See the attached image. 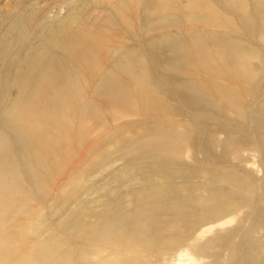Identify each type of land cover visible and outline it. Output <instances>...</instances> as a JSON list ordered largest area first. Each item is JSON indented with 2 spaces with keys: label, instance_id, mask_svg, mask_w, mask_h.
<instances>
[{
  "label": "bare ground",
  "instance_id": "6f19581e",
  "mask_svg": "<svg viewBox=\"0 0 264 264\" xmlns=\"http://www.w3.org/2000/svg\"><path fill=\"white\" fill-rule=\"evenodd\" d=\"M103 1L114 13L126 12L125 9L133 4L134 12L118 22L124 25L128 33L130 22L140 17V13H136L140 8L138 1ZM155 4L165 14V18L157 17L154 20L156 27L164 30L147 41L145 39L146 47L145 43L144 47L127 46L121 32L109 34L107 28L87 23L76 11H71L60 21H47L44 28L39 27L41 23L38 22L29 24L28 15L25 14L24 21H21L25 25L20 27L18 24L16 28L13 25V39L24 41V37L35 30L39 43L35 46L25 44V47L17 49L7 45L10 48L4 51L8 52L4 58L6 65L0 68L1 202L23 197L30 192L28 187L41 185L44 181L60 183L59 188L62 184L82 183L83 167H72V172L63 181L57 183V179L61 175L59 166L89 140L86 137L89 127L85 125L88 119L101 120L105 118L106 109L111 108L116 111L111 112L112 116L119 112L129 114L138 110L149 117L140 125L126 126L119 135L97 147L95 139L85 146V150L90 151L88 155H91L85 163L87 167L95 165V160L100 156L107 161L90 178H96L117 165L113 154L109 155L112 148L119 149L122 146L119 150L126 153L125 150L129 149L138 157V163L136 167L129 166L128 162L118 167L114 177L108 178L109 183L105 182L106 186L100 187L108 190L104 197L107 199L101 211H91L94 221L76 213L71 225L76 236L88 234L97 241L105 239L122 246V249L114 250L108 256L117 260L128 259L130 264H141L136 262L150 258L147 256L149 252L143 253V258L140 257L136 251L138 248L144 251L157 248L166 254L177 247L202 251L198 243L200 236L211 229L212 225H207L214 223L215 226L222 215L234 214L235 208L250 203V199L254 200L258 193H255L257 189H254V181H250L247 175L224 167L221 162L220 167L211 170L198 165L183 166L176 162V158L183 143L201 151L205 158L214 157L211 152L214 147L211 149L209 145L215 143L216 139L210 137L212 134L217 137L216 132L209 134V139L205 138L208 139L207 143L203 142L205 122L220 120L218 113L211 110L217 109L214 99L222 101V108L235 107L238 115L244 118L248 112L242 114L246 104L242 100L244 94L254 89L257 93L262 91L264 97V68L260 75L261 70L250 66L253 57H259L260 64L264 66V44L258 43V38L264 41V0H156ZM170 28L175 31L172 32ZM2 39L0 45L6 42ZM144 50H150L153 64H150ZM183 69H197V72L182 79ZM157 70L162 72L167 87L164 82L163 85L159 84L153 76ZM249 80H253V83H249ZM10 88L15 89L11 96L8 94ZM176 100L180 102L177 105L182 102L184 106H175ZM174 116L185 119H172ZM248 118L255 123L257 140L264 154V105L249 113ZM200 122L199 129L194 127ZM243 125L241 123L239 126L240 132L245 130ZM150 138L154 142L145 144V140ZM136 141L139 143L137 146ZM216 142V145L218 142L220 144V141ZM82 150L81 154L85 152ZM138 168L148 170L147 183L137 193L140 197L135 193L140 201H132L133 193L120 195L108 189L111 181H117L119 173ZM194 174L204 179L200 187L194 186L196 182H190ZM217 183L229 187H216ZM88 190L96 191L97 187L90 186ZM261 194L264 199V191ZM131 204H134L135 209L129 212L126 205ZM167 210L173 214L166 216ZM91 226L95 229L89 235L87 232ZM256 227L264 229V206L254 218L247 235ZM171 231L177 233L170 234ZM164 232L168 234L164 235ZM55 235L54 238L58 236ZM246 237L237 245L234 242L230 256L226 255L227 259L231 264H264V259L256 258L252 252H249L251 261L247 260L251 248ZM58 238L57 243L61 237ZM45 239H38L37 244L30 249L31 255H41L40 251L51 242ZM63 239L59 241L62 245ZM225 239L213 232L207 242L209 245L222 244ZM56 241L53 245L62 247ZM128 245L135 251L125 252L123 249ZM57 246H54L55 251L59 249ZM50 253L41 256L49 260L47 258L56 252Z\"/></svg>",
  "mask_w": 264,
  "mask_h": 264
},
{
  "label": "rangeland",
  "instance_id": "374dc122",
  "mask_svg": "<svg viewBox=\"0 0 264 264\" xmlns=\"http://www.w3.org/2000/svg\"><path fill=\"white\" fill-rule=\"evenodd\" d=\"M137 1L140 8L136 10V13H140V17L138 20L136 19L135 21L130 22V24L128 25L129 32L126 33L124 25L118 22L134 12V9L132 7L133 4L125 9L126 12L119 11L120 13H114L109 9V6L106 5L103 0H0V39L3 38V41L6 40L4 45H0V68L2 67V65H6V61L4 60V58L7 57L8 52H5L10 48V46L13 49H17L21 46L25 47V44L31 43L32 46H35L39 43L38 38L35 37V30L24 37V41L20 39L19 41H15V39H13L15 30L13 25H15V28L18 24L20 25V27L25 25L22 22L24 21L23 16L26 15H28L26 17L28 18L27 21L29 22V24L38 22L41 23L39 27L44 28L47 21H49V23L60 21L68 16L71 11H76L77 14H81V16L86 20L87 23H92V25L98 24L107 28L109 34H119L121 32L125 38L124 43L127 46L140 45L141 47H144L143 44L145 43L146 47L147 42H145V39L147 41L151 37L157 36L158 34L162 33V31L164 30L161 28H157L154 20L157 17L160 19L165 18V14L161 12L160 8H157L155 4L156 0ZM44 18H46L45 22L43 21ZM170 30L172 32L175 31L173 28H170ZM10 31H13L12 34H10ZM9 34L12 39L10 38ZM258 43L264 44V41L261 38H258ZM144 52L146 57L150 59V64H153V59L151 60L153 56L150 53V50H144ZM250 66L252 69H256L258 71L261 70L259 73L261 75L264 66L260 64L259 57L251 58ZM186 70L187 69L181 70V72H183V74H181L182 79L187 77L186 75L188 74H194L197 72V69ZM157 72H153V76L157 78L156 80L159 84L163 85L162 82H164V86L167 87V84H165V80L162 77V72L159 70H157ZM249 83H253V80H249ZM14 92L15 89L10 88L8 94L11 96V94H13ZM261 93L262 91L257 93V91L252 89L251 91H248L246 95L244 94L242 100L244 99V103L246 102L245 107L250 108V110L244 107L242 114H244V111L246 113L247 110L248 112L250 111L249 113H251L252 111H255L257 108H260L264 105V97L262 98L263 94ZM177 102H174L175 106H184L182 102L180 105H177L180 103L179 101ZM6 103L7 102H5V105ZM214 103L217 109L219 108L221 110L219 111L216 108H212L211 110H213L216 114L218 113L217 117L219 116L218 118H220V120H217L214 123L205 122V126L207 127L204 126L203 131L204 143L208 142V139L212 132H216L215 134H217V137L216 135L212 134L210 139L212 138V140L216 139L217 141H220V144L218 142V144L216 145L217 142L215 140L213 146L209 145L211 149L212 147H214L211 151L214 157L205 158L204 154L201 153V151H196L191 145L187 144L186 146V143H183L180 148L181 153L179 151L176 162L182 164L183 166L198 165L205 169L211 170H216L221 162L222 166L239 170L240 172L244 173L245 176L247 175L246 177L250 179V181H254L255 183L253 182V184H255L256 186L254 187V189H257L255 190V193L258 192L257 194H259L258 190L260 189L259 187H261L259 197L256 194L257 197L255 196L254 200L250 199V203H247L245 206L240 205L235 208L233 212L234 214L222 215L216 223V225L219 224L218 226L215 225V227L214 223H209L207 226L212 225L213 227L211 226V229H208L209 231L207 230V232H205V235L201 234L202 236H200L199 238L200 242L198 243V245L201 247H198L201 248L202 251H190L189 249H183V247H177L174 251L172 250L171 252H169V254H166L165 252H163L162 250H158L157 248H151L152 250L148 249L145 251L144 249L138 248L136 251L139 253L140 257H142L143 253L146 252L148 254L149 252L150 255L145 254V256H150V258L146 256L147 258L144 257L146 259H144L142 262L137 261L136 263L148 264L149 262V264H231V262H229L230 260L227 259V256H230L232 247L239 244L245 235L247 236L246 239L249 240L250 243L249 249L251 248L250 251H248L247 260L249 261L251 259V254H249V252H252L256 258L264 259V229L261 227H256L255 229L251 230L250 234L247 235V233L251 229L254 218L257 216L259 210L264 206V199L261 194V192L264 191V154L262 145L260 141H258L259 138L255 129V123L249 120L248 112V114H244L245 117L243 118L242 116L238 115V111L235 107L224 106V108H222L220 106V104H222V101H219L217 99H214ZM111 109L113 110V108ZM111 109H106L105 118L103 117L101 118V120H97L95 118L88 119L85 125L87 126V128L89 127V134L86 133V137H88L87 139L89 140L80 145V149L74 151L67 162L63 163L62 166H59L61 167L59 170L61 175L58 177L57 183L63 181L67 177V175L72 172L73 169H80L82 167L85 168L83 178L85 181L82 180V183L78 184L69 183L70 185L67 184L66 186H64L65 184H62L61 186L64 187L62 188L60 186L61 190H59L60 183H45L44 181V185L34 184L31 185V187H28L30 192L26 193V195L23 197L20 196L17 199L15 197L12 199H8L7 201H0V264H92L93 262H102L100 264H130L128 259L126 260L129 263H127L126 260H117L112 256H108L112 251L122 249V246L117 245V243L114 244L112 241L105 239H98V242L97 239H92L90 236H87L88 234H81L80 236L83 237L81 238L79 237V235L76 236V231L71 226L76 219L73 217L76 213H81L85 215V219H91L92 221H94L92 219V216L90 215L91 211H101L103 209L102 206L105 205L107 199L104 197L108 190L100 187H105L106 184L109 183L110 179L108 178L110 176L112 177V175L114 177V173L116 172L118 167L120 168L121 166L127 165L128 163L129 166L136 167V164L138 163V157L136 155H133V152H131L129 149L125 150L127 151L126 153L120 151L122 149V146H119L120 150L112 148L109 151V155L111 156L113 154L112 158L118 162L116 163L117 165L112 167L109 170L110 172L106 171L98 175L96 178H90V175H93V173L97 172V169H99V167L101 168V166H104L107 161L105 160V158H103V156H100L101 158L98 157L99 159L95 160L97 161L95 165L93 164L95 169L91 165L87 167L85 163L88 162L87 160L90 159L91 155H88L90 151H86L85 146L90 143L92 139H95L98 142H96L97 144H95L97 147L99 144L105 143L113 136L119 135L126 126L128 127L132 125H140L141 122L148 120L149 118L147 115L145 116L143 112L138 110L134 111L133 113H129L130 115L122 114L121 112H119L116 113L115 116H112L111 112L116 111H112ZM178 118L185 119V117L179 116L172 117V119ZM245 118L246 120H248L247 122L246 120L244 121ZM241 123L244 124L243 126L245 129L242 132L239 131V126ZM200 124H202V122L198 123V125L195 124L194 127L199 129L201 127ZM253 124L254 126L252 127ZM207 137L208 139H205ZM224 138H227V140ZM152 142H154L152 138L145 140V144H151ZM221 142H224L226 146ZM138 144L139 143L137 142L136 146ZM222 144L224 146H222ZM256 146L258 147V149ZM226 147H228V149ZM82 149H84L85 151L84 153L82 152L83 155L81 154ZM237 149L240 150L238 151ZM96 150L97 149H95L94 151ZM13 152L18 154V151L15 149H13ZM224 153H227V155ZM119 157H121L123 160H120L121 158ZM261 157L263 158L261 159ZM72 167L73 169H71ZM129 172L119 173L116 176L118 178L117 181H111L112 183L108 184V189L110 188L111 190H115V192L120 195H130L131 193H133L131 194L133 196H131L132 201H140V199L137 200V193L140 192L143 186H145L144 183L146 182V179L148 177V170L138 168L131 170L130 173ZM192 177L194 178L190 179L191 184L195 182L197 183V185L194 184V186L200 187L201 184L204 183V179H200L201 177H198V174H194ZM105 182L107 183L105 184ZM90 186L97 187V190H88ZM216 187L226 188L229 186L224 183H217ZM135 193L137 194V196ZM138 197H140V195ZM256 200L258 201L256 202ZM126 208L129 212L135 209L134 204H131V206L126 205ZM172 214L173 212L171 210H167L165 212L166 216H171ZM129 218L131 219V217ZM102 223H105V221H102ZM94 229L95 228L91 226L88 229L87 233H89V235L92 234L91 232H93ZM212 231L217 232L219 233V235L226 238L222 244L209 245L207 241L211 233H213ZM175 232L177 233V231H171L169 233L173 234ZM51 233L53 234L49 236ZM54 233L57 234L59 238H64L63 245L62 242H59L61 239L58 240L57 243L56 240L58 236L55 235V237H57L54 238ZM163 234L167 235L168 233L164 232ZM47 235L49 237H47ZM83 235H85V237ZM52 238L54 239L52 240ZM38 239L51 241H49L50 244H48L42 251H40L41 255H44L45 253H47L48 255L51 250H53L50 253L51 255L52 252H56L54 253L55 255H49L51 256V258H47L49 260L43 259L41 255L35 256L30 254V249H32L34 245L37 244L36 242L38 241ZM55 241L57 244L61 243L62 247L59 248V246L53 245V242ZM234 242L236 244H234ZM228 244L231 245L229 246ZM51 245H53V249ZM54 246H57L59 249L55 251ZM48 247H50V249ZM228 248H230V250ZM123 250L125 252L135 251L134 248L129 245ZM154 251H156L157 253H155ZM99 259L103 260L98 261ZM147 259H150L152 261H147ZM43 260H45V262Z\"/></svg>",
  "mask_w": 264,
  "mask_h": 264
}]
</instances>
